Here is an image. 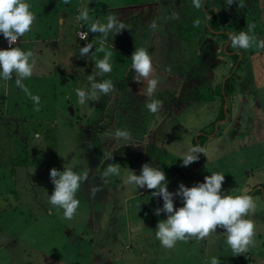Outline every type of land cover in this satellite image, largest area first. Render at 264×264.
Wrapping results in <instances>:
<instances>
[{"label":"rangeland","instance_id":"1","mask_svg":"<svg viewBox=\"0 0 264 264\" xmlns=\"http://www.w3.org/2000/svg\"><path fill=\"white\" fill-rule=\"evenodd\" d=\"M154 1L158 4L154 8H151L153 5L144 8L139 20L135 12L126 17L131 25L135 22L145 33L129 25L109 40L114 43L121 36L134 38L135 48L149 49L153 76L158 78L152 97L161 102L157 113L147 110L146 97L136 98L134 94L140 92L143 82L122 76L121 56L125 53L120 52L112 59L117 73L107 74L113 81V90L97 101L77 103L75 89L88 87V76L94 73V68L88 74L85 66L89 62L77 55L75 59L72 57L74 43L79 41V23L73 14L60 18V13H44L42 19L54 28L45 29L42 21H38L34 23L36 29L25 34L27 38H19L16 46L33 53L43 47L41 51L48 57L43 53L39 55L43 62L40 67L35 65L34 70L41 73L24 81L31 93L39 95V111L13 81L10 84L0 81V94L6 95L5 102L0 98V148L5 158L0 164V264H187L191 257L185 252L193 250V257L196 253L201 256V247L207 248V252L202 253L204 259L215 255L221 264H229L234 255L226 248L224 229L219 227L204 239L178 241L173 249L160 245L154 235L155 226L158 220L166 217L163 213L155 215L154 209L162 206V198L153 197L152 189L134 191L123 182L129 170L139 174L146 163L164 171L169 191H175L181 182L185 186L203 182L204 176L212 171L225 173L221 188L225 194L247 193L255 202V208L247 217L252 219L255 229L254 243L249 249L264 252V190L257 187H264V54L259 51L264 49L259 43L264 36V28L260 29L259 25L264 22V0H233L231 5H225V1L219 5L214 3L220 8L218 21L222 22V27L229 32L240 31V28L247 31L246 26L252 24L250 35L257 36L245 49L246 69L239 70L244 78L236 80L239 91L236 90L235 101L230 99L224 104L225 112L229 109L224 123L221 100H188L183 96L187 91L205 88L210 82H224L226 66L219 62L223 59L225 64L228 52L223 50L222 56H218L216 45H204L201 57H196L194 51L193 58L201 62L193 73L186 77L178 74L182 64L190 65L182 62L183 54L181 63L178 54L184 47L185 52L195 49V44L181 40L178 46V40H173L174 31L177 22L185 18L187 8L191 12L193 6L186 0ZM90 2L98 7L92 16L95 19L102 20L105 15L113 14L124 20L120 10L126 9L115 8V5L124 7L129 0ZM193 17L192 14L183 29L186 34L193 28ZM153 22L157 25L155 29L150 27ZM90 34L88 41L95 35ZM148 36L153 46H148ZM22 39H30L33 44L27 48L25 42L20 44ZM251 51L255 53L251 55ZM55 56L59 63H53ZM100 56L96 51L95 59ZM177 62L180 66L172 70ZM166 68L171 70V76L163 72ZM218 77L222 79L218 81ZM121 82L133 88L132 92H125ZM240 88L242 92L246 89L249 92L242 93ZM231 110L234 119L228 122ZM112 115L117 116L113 119ZM116 128L128 130L139 143L131 145L129 141L130 145L121 146V142H114L111 133ZM206 133L210 137L203 143ZM201 143L204 149L201 162L198 159L183 166L178 158L180 152L194 145L201 147ZM23 147L28 151H22ZM18 153L29 157L30 163L13 166L8 157ZM106 153H112V157L107 159ZM108 163L120 165L119 177L100 176ZM53 167L58 170L72 167L77 172L87 173L77 192L79 206L70 220L63 217L62 209L54 208L47 201V193L50 195L54 187L49 178V170ZM144 201L145 206L142 205ZM181 203L174 197V208ZM253 214L258 217L253 218Z\"/></svg>","mask_w":264,"mask_h":264},{"label":"clouds","instance_id":"2","mask_svg":"<svg viewBox=\"0 0 264 264\" xmlns=\"http://www.w3.org/2000/svg\"><path fill=\"white\" fill-rule=\"evenodd\" d=\"M196 9L202 8L203 0H191ZM225 5L233 4V0H225ZM29 0H0V34L7 40L8 48H0V81H13L14 86L24 92L33 102V107L39 111L40 97L29 91L24 81L33 75L36 60L32 50H24L19 46H12L18 38L25 36L32 29L36 19L31 10ZM75 21L86 28L85 39L88 33L94 38L82 47H79L80 57H87L95 46V51L103 53L101 58L94 59V73L88 76V87L76 88L77 103L84 105L90 101H97L101 96L108 95L113 90V81L107 75L112 71V45L109 38L118 34L128 25L119 17L107 14L103 19H95L89 14L88 6H82ZM152 29L157 27L153 22ZM247 31L229 32L227 34L230 46L233 49H247L256 40L253 32L254 25L248 24ZM264 46V41L259 42ZM110 45V47H109ZM131 66L134 70L133 79L143 82L139 94L147 98L145 107L151 113H157L161 107L159 100L153 99L157 90L158 78L153 76L154 68L152 58L147 49L137 47L131 54ZM39 137V133L36 134ZM114 142L130 145L131 134L126 129L116 128L111 133ZM132 145V144H131ZM204 154L199 145L183 149L178 158L182 165L187 167L199 159L198 154ZM110 159L112 153H106ZM225 173L212 171L203 178V182H196L192 186L179 183L175 191L166 187L167 180L164 171L158 166L149 163L143 164L136 174L133 170L127 172L124 183L137 189H152L153 197L162 198V206L154 209V214L161 213L166 217L158 220L155 226V238L165 249H173L178 241H187L190 238L204 239L210 233H215L217 227L224 229V244L233 255L245 253L254 243V223L247 218L255 208L251 195L241 193L238 195L225 194L222 182ZM121 175L118 163H108L103 167L100 176L110 178ZM87 173L75 171L72 167H63V170L51 168L49 178L54 185L51 194L47 193V201L54 208L62 209L65 219H72L79 206L77 192L85 181ZM174 197L179 198L181 206L174 208ZM204 264H221L218 256L212 255L204 259Z\"/></svg>","mask_w":264,"mask_h":264},{"label":"crops","instance_id":"3","mask_svg":"<svg viewBox=\"0 0 264 264\" xmlns=\"http://www.w3.org/2000/svg\"><path fill=\"white\" fill-rule=\"evenodd\" d=\"M29 2L31 3V5H32V8H31V10L34 12V14H35V17H36V19H35V21H34V23H36V22H38V21H42V23H43V27L45 28V29H52V28H54V27H52V28H50V24H48L46 21H44L43 19H42V14H44V13H54L55 12V14L56 15H59V13H60V18H62V16H66V15H74V16H76L77 14H78V11H79V9L82 7V6H85V5H87L88 6V9H89V14H90V16H93V15H95L96 14V12H97V9H98V7L96 6V4L94 3H89V0H73V2H71V3H69V4H67L66 3V1L65 0H29ZM156 1H154V0H136L135 2L133 1V0H129V2H126V4H123V6L124 7H122V4H119V5H121V6H118V5H115V8L117 7V8H119V9H126L125 11H121L120 10V15H124V22L128 25V27H129V25L131 26V28H134V29H138L139 31H141L142 33H145V31H143L139 26H138V24H136L135 22H132V25H131V23L129 22V21H127V19H126V17H128V16H131V13L132 12H135L138 16H137V18H136V20H139V14H143V12H144V8H149L148 6H151V5H153V6H151V8H154L158 3H155ZM59 6H62V8L61 9H59ZM38 7V8H37ZM54 7H56L57 9H54ZM37 8V9H36ZM161 8V7H160ZM160 8L158 9V10H160ZM217 12L219 11V9L217 8V10H216ZM125 13H126V15H125ZM38 14H40V16H38ZM58 17V19H59V16H57ZM93 18H95V17H93ZM52 20H54V18L52 17ZM61 21H59L58 20V24H61L60 23ZM75 22V21H74ZM76 23V22H75ZM47 24H48V26H49V28L47 27ZM134 24H136V25H134ZM262 24V25H261ZM263 24H264V22L263 23H259V25L261 26H259L260 27V29L261 28H263L264 26H263ZM62 25V24H61ZM40 27V26H39ZM176 27H177V25H176ZM257 28V27H256ZM32 29H36V27H34V24H33V26H32ZM176 29V28H175ZM79 31H86V28H84V27H82L81 28V25L79 24V28H77V34H78V32ZM221 31H224V29H221V30H219L218 32H221ZM229 32V31H228ZM90 33H88L87 34V37L85 38V39H81V37L79 36V35H77L78 36V38H79V41L77 40V43H74V47H75V49H72V51L74 52V55H72V57H73V59H75L76 58V56L75 55H77L78 56V58H82V57H80V54H79V47H82L85 43H87L88 42V38H90ZM261 35H258V37H260ZM26 37V36H25ZM149 37V36H148ZM257 37V36H256ZM27 38V37H26ZM174 38H175V31H174ZM174 38H173V40H174ZM261 38H263V41H264V36H262ZM207 41H213V37L211 38L210 36L207 38ZM22 42H25V46L28 48L29 46H31V44H33L32 42H31V40L30 39H22L21 40V42H20V44L22 43ZM148 42V46H153V41L150 39V37H149V40L147 41ZM261 42V41H260ZM80 43V44H79ZM109 43L112 45V48H113V50H112V59H113V57H114V55L116 56L117 55V52H120V53H125L124 54V56H121V62H122V70H120V72H122L121 74H122V76H125L126 78L128 77V79L129 78H131V77H133L132 76V74H131V72L133 71V73H134V70H132L131 68H130V66H131V60H130V58H131V54H132V52L134 51V49H135V46L137 45L136 44V42L134 41V38L132 39V38H123V36H121V38L120 39H117V41H115L114 43L113 42H111L110 40H109ZM116 43V44H115ZM228 43H229V41L226 43L227 45H228ZM3 44V45H2ZM79 44V45H78ZM83 44V45H82ZM115 44V45H114ZM206 44H208V43H206ZM0 45H2L3 47H0V48H6L5 47V44H4V42L2 43L1 42V44ZM227 45H225V47L227 46ZM117 46L120 48V49H122V50H120V49H118L117 48ZM206 47H208V45H205ZM26 47H25V49H26ZM109 47H110V45H109ZM264 47V46H263ZM41 50H43V47L39 50V52L38 51H36V52H34V55L36 56L35 57V60H36V65L38 66V67H40L41 65H40V62H43L42 60L40 61V59H39V55H41L42 53H43V55H46L47 56V54L45 53V51H41ZM147 50H149V49H147ZM200 50H202V53L204 52V47L203 46H201L199 49H198V54H200L199 56L201 57L202 56V53H200L201 51ZM92 51V52H91ZM260 51V54H264V49H261V50H259ZM60 52V43H58V55L60 56L62 53H59ZM76 52V53H75ZM90 54L87 56V57H85V59L89 62V64H88V66H85V67H88L87 69H88V74L90 73V70H91V68H93V66H94V59H95V57H96V51H95V46H94V48L93 49H90ZM254 53H255V51H253ZM251 53V52H250ZM253 53H251V55H252ZM57 55V56H58ZM102 55H103V53H101V56H100V58L102 57ZM178 56H180V57H178V60L180 61L181 60V58H182V54H178ZM260 56H263V55H260ZM48 57V56H47ZM170 59H171V57H170V55L168 56ZM84 58V57H83ZM182 61H186L187 62V60H186V57H184L183 56V58H182ZM112 62V61H111ZM120 62V63H121ZM124 62H125V64H124ZM201 62V61H200ZM59 63V62H58ZM169 63L170 62H168V65H169ZM199 63V62H198ZM197 63V64H198ZM194 65L192 66V69H190L189 71H188V73L186 74V76L187 75H190L191 73H193V71H194V69L196 68V63L194 62L193 63ZM230 65H231V61H230ZM229 65V66H230ZM155 68H157V66H154ZM176 68V65L175 66H173V68ZM174 68V69H175ZM208 68V67H207ZM226 69V72H224L225 73V78H224V82H225V80L227 79V77L229 76V73H228V68L226 67L225 68ZM173 70V69H172ZM208 70H209V68H208ZM163 72H165V73H167L169 76H171L170 74H169V72H171V70L170 69H168V68H166V70L165 71H163ZM39 73H41L40 72V70H33V75L31 76V77H29V78H27L28 80L30 79V78H36L37 76H38V74ZM115 73H117V71H116V69L114 68V66L112 65V71H111V73H109V75H113V74H115ZM128 73V76L126 75ZM223 73V74H224ZM210 75V74H209ZM185 76V77H186ZM219 78V77H218ZM217 78V79H218ZM222 79V78H221ZM220 78H219V80L218 81H220L221 80ZM10 81L11 80H9L8 82H9V84H10ZM224 82H223V84H224ZM211 83V82H210ZM132 89L133 88H127V89H124V91L125 92H128V93H130V92H132ZM224 89V88H223ZM251 89V88H250ZM16 92L15 93H17V88L16 89H14ZM244 90V89H243ZM249 91H248V89H246V90H244L243 91V93H248ZM19 93V92H18ZM17 93V94H18ZM173 93V92H172ZM1 94H3V96H1ZM0 94V98H1V102L3 103V102H5V99H6V95H5V93H1ZM134 94L135 95H137L136 96V98H139L140 96L141 97H143L142 95H140L139 93H137V92H134ZM20 100V99H19ZM28 100V99H27ZM22 101L23 102H25V98H23L22 99ZM18 100L16 101V106H18ZM122 110V109H121ZM115 116H117V115H112L111 116V118H113V119H115ZM225 122V120H223V123ZM131 144H133V142H136L137 141V143H139V140H136V139H134V138H132L131 140ZM260 184H262V183H260ZM262 185H258L257 187L258 188H260ZM142 205L143 206H145V201L144 202H142ZM253 216V218H257L258 217V215L257 214H253L252 215ZM68 233H70V231L68 232ZM71 234V233H70ZM82 237H83V235H82ZM78 238H81L80 237V235L78 236ZM200 252H201V256L200 255H198V253H196V254H193L194 255V257L192 256V253H193V250H189V251H186L185 252V255H190V257L191 258H189V261L187 262V264H189V263H191V261H194V264H201V262L203 261L204 262V258L202 257V253L204 252V253H206L207 252V248H202L201 247V249H200ZM229 252H231L230 250H229ZM184 257V256H183ZM98 261H101V262H104V263H107L108 262V260H105V261H103V260H100V259H97ZM247 261V263L248 264H264V252L262 251V250H260V251H257L256 249H254V248H252V249H248L245 253H243V254H237V255H234V257H233V259H231V262L229 263V264H247L245 261ZM200 262V263H199ZM204 264V263H203Z\"/></svg>","mask_w":264,"mask_h":264},{"label":"trees","instance_id":"4","mask_svg":"<svg viewBox=\"0 0 264 264\" xmlns=\"http://www.w3.org/2000/svg\"><path fill=\"white\" fill-rule=\"evenodd\" d=\"M65 1L67 4L70 3L67 0H65ZM224 1L225 0H203L201 9H196V8L192 7L191 12H190L189 11L190 9L187 8L188 12H186L185 18L182 21L177 22V27L175 29V38H174V40H176V42L178 40V46L181 45L180 42L182 43V41H185L186 44H189V43L195 44V49H192V50L189 49V51L185 52L186 49L184 47V51H180V53L183 54L184 57H186L187 62L190 64L189 66L182 64V68L178 71V74H183L184 76H186L188 71L190 69H192L194 62L196 64L198 62L200 63L199 59H194L193 56H194V51H195L196 57H198L200 55V54H198V49L201 46H204V45L210 46L211 44L216 45L217 50L215 52H216V55H218V56H222L221 54H222L223 50H226L228 52L225 64L223 63V59L219 62L228 68V73H229V76L227 77V79L224 82L225 83L224 89H223V82L221 83V81L220 82L215 81L216 83H214V84L213 83L206 84L205 88L200 87V88L191 90V92L187 91V93L184 94V96L180 95V96L185 97V99H188V100H199V101H213L216 99L221 100L220 107H221V117H222L221 119L222 120H224L227 117V111H229L228 108H227L226 112L224 110L225 102L227 100L230 101V99L233 102L235 101V98H236L235 93L236 94L238 93V92H236V90L238 89V87L236 85L237 84L236 80L241 81L244 78V77H242L241 74H239V70L240 69L244 70V68L246 69L245 64L247 61V56H246L247 52L245 49H233L230 46V43H228V45L225 47L226 43L228 42V36H227L228 30L226 27H222L223 24L221 21H218L220 8L217 6L221 2H224ZM186 2H191V0H186ZM214 3H216L217 5H215ZM215 7H217L219 9L218 12L215 11ZM222 7H223V5H222ZM192 14L194 16L193 17L194 21L192 23V24H194L193 28H192L193 31L191 29V30H189L188 34H186L185 30L183 31V29L185 28V25H186L187 21L191 18ZM263 26H264V24H263ZM221 29H224V31L218 32ZM239 30H241V28ZM209 36L211 38L213 37V41H207V38ZM206 43H208V44H206ZM251 53H254V52L251 51ZM56 58H57V56H55V58H54V61H53L54 64L58 63ZM230 61H231V65H230ZM182 62L186 63V61H182ZM181 63L177 62L175 64L176 67H179ZM174 68H173V70H174ZM131 74H133V71L131 72ZM224 76H225V73H224ZM247 83H249V82H247ZM120 86L123 89H127V87H128L125 82H121ZM237 91H239V90H237ZM240 91H241V88H240ZM1 96H3V94H1ZM229 115H230V117L228 119V122L232 121L234 119L233 115H232V110H231V113H229ZM231 118H232V120H231ZM198 137L200 138L201 136L199 135ZM204 137L205 138H204L203 143L207 140V137H210V136H209V134L206 133V134H204ZM201 147H203L202 143H201ZM2 151H3L2 148H0V164H2V160L5 159V158H3L4 153ZM22 151L26 152L28 150L25 147H23ZM198 156H199V160H200L202 153L198 154ZM8 158L11 159L12 165L15 167L20 166V165H28L30 163L29 157H27V156L23 157L20 155V153L11 154V155H9ZM200 162H201V160H200ZM15 167H14V169H15ZM261 187L264 190L263 185Z\"/></svg>","mask_w":264,"mask_h":264},{"label":"built area","instance_id":"5","mask_svg":"<svg viewBox=\"0 0 264 264\" xmlns=\"http://www.w3.org/2000/svg\"><path fill=\"white\" fill-rule=\"evenodd\" d=\"M78 34H79L80 37H83V36H84V31H79ZM86 37H87V36H86ZM86 37H85V38H86ZM3 42H4V44H5V47L8 48L9 45H8L7 40H6L5 38H3ZM18 43H19V38H18L17 42H15V44L12 45V46H16Z\"/></svg>","mask_w":264,"mask_h":264},{"label":"water","instance_id":"6","mask_svg":"<svg viewBox=\"0 0 264 264\" xmlns=\"http://www.w3.org/2000/svg\"><path fill=\"white\" fill-rule=\"evenodd\" d=\"M225 84V83H224ZM224 84H223V88H224ZM200 146V145H199Z\"/></svg>","mask_w":264,"mask_h":264}]
</instances>
